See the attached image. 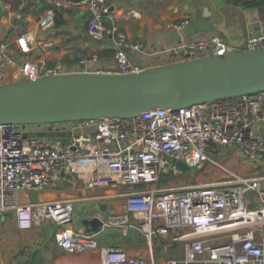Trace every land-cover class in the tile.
<instances>
[{"label":"built area","instance_id":"built-area-1","mask_svg":"<svg viewBox=\"0 0 264 264\" xmlns=\"http://www.w3.org/2000/svg\"><path fill=\"white\" fill-rule=\"evenodd\" d=\"M49 3L31 24L15 35L16 50L44 53L53 44L48 31L55 26L61 7L78 1L45 0ZM86 5L85 28L96 40L115 37V66L92 68L83 58L75 70L61 62L15 57V50L0 41V83L36 79L66 72L128 73L153 67L130 59L140 43H128L116 24H109L112 10L104 0H79ZM27 0H17L24 9ZM137 12H132L135 15ZM185 22L173 23L183 27ZM264 48V31L248 35L234 46L222 34L186 40L170 47L172 58L164 63L231 49ZM17 53V52H16ZM11 71H7V69ZM67 132L64 136H36L29 132ZM244 158L264 163V89L213 98L179 108H155L132 117L99 116L42 123H0V221L9 209L17 212L22 227L51 222L58 246L75 252L97 247L92 233L66 225L72 219L70 198L30 199L33 191L48 187L110 184L123 191V210L102 220L127 225L140 221L151 247L162 252L150 264H264V177H249L224 168L227 178L211 183L170 187L149 185L162 177L184 172L182 160L201 170L208 163L219 167L218 157L228 147ZM141 184V187H136ZM163 239V241H162ZM104 264H148L147 257L119 249L104 250ZM110 253L116 257L111 258ZM108 255V256H107ZM23 264H30L24 262Z\"/></svg>","mask_w":264,"mask_h":264},{"label":"crops","instance_id":"crops-1","mask_svg":"<svg viewBox=\"0 0 264 264\" xmlns=\"http://www.w3.org/2000/svg\"><path fill=\"white\" fill-rule=\"evenodd\" d=\"M71 1L79 3L61 7L55 26L48 31L53 41L51 47L44 53L24 54L16 50L15 35L27 28L49 3L45 0H27L26 7L22 10L17 7V0H0V41L7 42L17 52L14 54L18 60L29 58L48 63L61 62L70 70H75L81 59L88 58L92 68L114 67L115 37L112 35L107 40H96L89 36L85 28L88 19L86 5L79 0ZM247 1L252 0H104L112 10L113 16L110 17L109 24H116L118 30L125 34L126 42L140 43L139 50L130 52V59L154 66L172 58L171 46L190 39L221 34L219 26L223 21L233 40L238 42H243L250 34L264 31V3L248 5ZM133 11L137 13L132 15ZM180 22H185L183 27L172 26L173 23ZM7 71L11 70L8 68ZM221 159L225 164L220 167V175H216L215 171L219 166L208 163L204 169H196L197 174H191V177L181 172L164 178L163 182L149 185L170 187L189 182L200 183L212 177L213 181L221 180L228 177L223 173L224 168L243 176L264 177V173H261L264 171L263 164L244 158L240 150L233 146L218 157V161ZM136 187H141V184ZM125 189V185L114 188L106 184L92 188L80 185L33 191L30 197L33 201L72 199V219L60 227L71 226L92 233L97 247L67 251L58 246L53 237L56 228L54 224L48 222L39 226L22 227L18 222L17 212L9 209L0 221V264H104V250L107 248L147 257V263L150 264L152 249L158 258L162 256V252L157 251L158 245L155 244L151 249L138 219L131 220L127 225V232L123 231L122 224L101 225L97 231L84 224V220L94 216L105 220L112 213L121 212L123 198L113 195V192ZM144 238L146 248L143 247ZM109 256L116 257L115 253H110Z\"/></svg>","mask_w":264,"mask_h":264},{"label":"water","instance_id":"water-1","mask_svg":"<svg viewBox=\"0 0 264 264\" xmlns=\"http://www.w3.org/2000/svg\"><path fill=\"white\" fill-rule=\"evenodd\" d=\"M219 30L234 46L223 21ZM264 89V48L231 49L223 55L188 58L136 72H66L0 83V123H42L99 116L132 117L142 111L203 102ZM64 136L70 132H29ZM175 164L190 167L182 160ZM93 231L101 218L84 220Z\"/></svg>","mask_w":264,"mask_h":264},{"label":"rangeland","instance_id":"rangeland-1","mask_svg":"<svg viewBox=\"0 0 264 264\" xmlns=\"http://www.w3.org/2000/svg\"><path fill=\"white\" fill-rule=\"evenodd\" d=\"M219 164H221V165H223V164H225V162L224 161H222V159L218 162ZM215 166H217V165H215ZM263 168H264V163H263ZM221 169H220V167H218L215 171H216V175H220V171ZM184 172H185V174H188L187 176H190L191 177V174L193 175H195V174H197V170L194 168V167H190L189 169H187V170H184ZM222 172H223V170H222ZM223 173H225V172H223ZM222 173V174H223ZM261 173H264V171H262ZM206 175H208V173H206ZM212 175V174H211ZM170 176V175H169ZM208 177H210V176H207V178ZM164 178H166V177H162L160 180H159V182H163L164 181ZM217 181V180H216ZM211 182H213V177L212 178H208V179H206V180H202L201 182H200V184L202 183V184H205V183H211ZM192 182H189V184H191ZM77 206V205H76ZM75 206V207H76ZM143 237V236H142ZM145 238L143 239V247H145L146 248V246L147 245H145ZM157 251H159V248H157ZM158 260L160 261V258H158ZM157 264H160L159 262H157Z\"/></svg>","mask_w":264,"mask_h":264},{"label":"trees","instance_id":"trees-1","mask_svg":"<svg viewBox=\"0 0 264 264\" xmlns=\"http://www.w3.org/2000/svg\"><path fill=\"white\" fill-rule=\"evenodd\" d=\"M258 2H262L264 3V0H252V1H247V4L248 5H252V4H255V3H258ZM59 22V21H58Z\"/></svg>","mask_w":264,"mask_h":264}]
</instances>
